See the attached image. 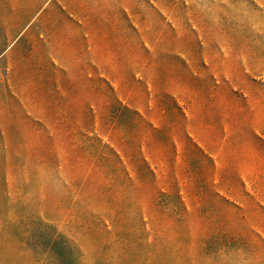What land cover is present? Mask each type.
I'll use <instances>...</instances> for the list:
<instances>
[{"label":"rangeland","instance_id":"obj_1","mask_svg":"<svg viewBox=\"0 0 264 264\" xmlns=\"http://www.w3.org/2000/svg\"><path fill=\"white\" fill-rule=\"evenodd\" d=\"M153 1L158 44L185 51L182 60L206 62L188 78L175 71V80L187 82L184 111L200 115L207 127L213 115L227 123L218 145L228 192L241 147H256L239 137L241 120L264 126V0ZM144 15L149 21L143 6ZM157 60L163 61L160 53ZM154 104L175 126L181 123L184 111L173 101ZM101 105L95 102L94 118L60 117L54 110L45 151L28 156L18 132L11 148H0V264H58L43 253L50 234L63 241L53 252L63 249L70 264H264V205L258 202L264 204V190L238 193L237 203L213 196L194 167L195 151L186 148L175 159L165 141H146L144 127L136 134L133 116L113 111V101L109 113L104 103V115ZM91 121L94 130L84 140L77 133ZM141 137L156 149L155 172L134 151ZM109 138L115 147L123 140L124 160L101 147ZM85 141L87 151L72 149Z\"/></svg>","mask_w":264,"mask_h":264},{"label":"crops","instance_id":"obj_2","mask_svg":"<svg viewBox=\"0 0 264 264\" xmlns=\"http://www.w3.org/2000/svg\"><path fill=\"white\" fill-rule=\"evenodd\" d=\"M143 6L149 21L143 16ZM157 19L153 0H70L68 4L64 0H0V148H11L8 142L18 132L23 134L28 156L35 149L45 151L48 117L60 112V117L94 118L95 102H102L104 115V103L105 113H109L113 101V111L133 116L136 134H142V127L146 129L150 134L147 142L165 141L175 159L186 148L195 151L197 162L192 164L213 196H230L237 203L233 198L238 193L249 197L264 190V126L257 130L241 120L239 137L252 139L256 147H241L229 191L223 192L218 142L223 132L229 133L227 123L213 115V126L207 127L200 115L184 111L183 103L189 108L187 82L175 80V71L188 78L197 75L195 69H205L206 62L182 60L185 51L175 50L172 44L159 45ZM167 100L184 111L177 116L181 118L178 126L164 109L155 108L154 102ZM93 126L91 121L77 134L86 140ZM74 131L78 132L77 127ZM140 139L134 151L155 172L156 149ZM122 141L115 147L110 138L101 140V147L124 160ZM86 143L79 146L75 142L71 147L87 151Z\"/></svg>","mask_w":264,"mask_h":264},{"label":"trees","instance_id":"obj_3","mask_svg":"<svg viewBox=\"0 0 264 264\" xmlns=\"http://www.w3.org/2000/svg\"><path fill=\"white\" fill-rule=\"evenodd\" d=\"M46 238H47L46 243L48 244V246L46 247V249L44 250L43 253H45L48 256L51 255V257H53V259L56 260L58 262V264H70L69 263L70 259L67 257V254L63 249H61L59 251L56 250V252H53V250H52V248H53L52 246H55L56 243L60 242L59 240L62 241V239L61 238L55 239V238H53V235H51V234L49 235V237H46ZM52 255H54V256H52Z\"/></svg>","mask_w":264,"mask_h":264}]
</instances>
